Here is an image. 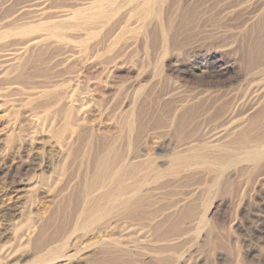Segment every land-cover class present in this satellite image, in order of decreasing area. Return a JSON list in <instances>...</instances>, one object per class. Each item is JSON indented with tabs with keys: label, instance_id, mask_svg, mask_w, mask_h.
I'll use <instances>...</instances> for the list:
<instances>
[{
	"label": "rangeland",
	"instance_id": "1",
	"mask_svg": "<svg viewBox=\"0 0 264 264\" xmlns=\"http://www.w3.org/2000/svg\"><path fill=\"white\" fill-rule=\"evenodd\" d=\"M0 64V264H264V0H0Z\"/></svg>",
	"mask_w": 264,
	"mask_h": 264
},
{
	"label": "bare ground",
	"instance_id": "2",
	"mask_svg": "<svg viewBox=\"0 0 264 264\" xmlns=\"http://www.w3.org/2000/svg\"><path fill=\"white\" fill-rule=\"evenodd\" d=\"M50 28H52V27H50ZM51 33H53V32H51ZM55 35V34H54ZM1 58H4L3 56L1 57ZM223 58V57H222ZM219 59V58H218ZM212 61V60H211ZM2 63V62H1ZM217 64V62L216 63H214L213 65H216ZM2 67V65L0 64V68ZM220 67V66H219ZM220 69H221V67H220ZM214 71H215V69H214ZM8 73V72H7ZM212 74V73H211ZM214 74V73H213ZM227 74V71H225V72H223V71H220V72H218V76H225ZM213 77V76H212ZM209 78V77H208ZM217 78V77H216ZM211 79V78H210ZM218 80V79H217ZM220 80V79H219ZM223 80V79H222ZM250 157H253V155L251 156L250 155ZM224 156H221L220 154H216L215 155V159L217 160V162H223V161H225L224 160ZM254 158V157H253ZM102 159V158H101ZM101 159L99 160V162L97 163V169H96V172H97V177H96V179H97V181L101 178V177H103V176H108L109 174V169L111 168V166L113 165V164H111L110 162H108L107 160H103V161H101ZM185 159H187V158H185ZM250 161H254L253 159L252 160H250ZM114 165H115V163H114ZM136 168V166H133V169H135ZM126 174H127V172H121L120 174H119V176H118V178H117V182H119V183H121L123 180H125L124 178H125V176H126ZM96 175V174H95ZM130 203H132V201H131V199H129V200H126L125 202H124V205H123V207L124 208H126V209H128L129 208V205H130ZM131 208V207H130ZM90 209H88L87 211H89ZM89 213V212H88ZM133 214V213H132ZM134 216V215H133Z\"/></svg>",
	"mask_w": 264,
	"mask_h": 264
}]
</instances>
